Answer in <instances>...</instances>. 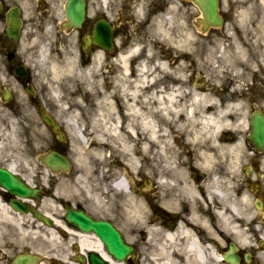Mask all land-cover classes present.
Segmentation results:
<instances>
[{"label": "clouds", "instance_id": "obj_1", "mask_svg": "<svg viewBox=\"0 0 264 264\" xmlns=\"http://www.w3.org/2000/svg\"><path fill=\"white\" fill-rule=\"evenodd\" d=\"M205 6L0 0V264H264V0Z\"/></svg>", "mask_w": 264, "mask_h": 264}, {"label": "flooded vegetation", "instance_id": "obj_2", "mask_svg": "<svg viewBox=\"0 0 264 264\" xmlns=\"http://www.w3.org/2000/svg\"><path fill=\"white\" fill-rule=\"evenodd\" d=\"M199 2L202 4V7H204L205 14L208 17L210 22H215V10L214 7H206L205 6V0H199ZM97 23H106L104 22L103 19L99 20L98 22L94 23V27ZM88 22L87 20L84 22V26L87 27ZM113 36V33H112ZM112 46V38H111V43L110 45H107L106 48H110ZM14 61V57H12ZM21 79L27 80V71L25 70V75L23 77H20ZM252 128H253V137L252 140L256 144H264V121L257 122L255 118L252 120ZM11 195V193H9ZM157 212L164 217L166 222H172L175 218L172 216H169L166 214L162 209H157ZM85 227H88L89 225L86 223L84 225ZM97 227V229L100 231L95 232V231H82L80 228L75 227L74 225H66L65 229L67 230L68 228H72L73 231H75L79 237H80V249L82 254H90L92 256L99 255L101 258H103L102 251L105 247L104 244V239L107 241L109 249L116 255L122 254L124 251V246L122 241L120 240L118 234L113 232L108 226L106 225H94ZM179 226V222H178ZM104 238V239H103ZM86 245H92L91 247L87 248V252H85V246ZM235 249H233V252ZM91 252H95L91 253ZM227 258H232V254H226ZM106 264H109L108 261H106ZM235 264V262H233Z\"/></svg>", "mask_w": 264, "mask_h": 264}, {"label": "water", "instance_id": "obj_3", "mask_svg": "<svg viewBox=\"0 0 264 264\" xmlns=\"http://www.w3.org/2000/svg\"><path fill=\"white\" fill-rule=\"evenodd\" d=\"M69 15L72 18L73 22H77L80 17L82 16V10H80L79 12H76L72 9L71 4L69 5ZM0 178H4V174L0 173Z\"/></svg>", "mask_w": 264, "mask_h": 264}]
</instances>
